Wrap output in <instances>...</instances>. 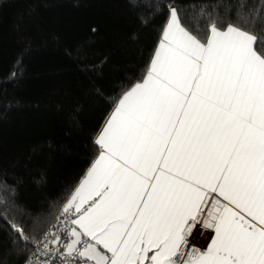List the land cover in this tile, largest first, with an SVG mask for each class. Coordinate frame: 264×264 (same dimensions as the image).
<instances>
[{"label":"snow or ice","instance_id":"snow-or-ice-1","mask_svg":"<svg viewBox=\"0 0 264 264\" xmlns=\"http://www.w3.org/2000/svg\"><path fill=\"white\" fill-rule=\"evenodd\" d=\"M208 7L184 26L167 5L145 76L115 101L103 151L46 230L40 214L31 231L13 218L25 264H264V36ZM197 225L214 232L206 249L189 245Z\"/></svg>","mask_w":264,"mask_h":264},{"label":"trees","instance_id":"trees-1","mask_svg":"<svg viewBox=\"0 0 264 264\" xmlns=\"http://www.w3.org/2000/svg\"><path fill=\"white\" fill-rule=\"evenodd\" d=\"M169 4L184 26L206 4L224 26L264 36V0H159V12L144 0H0V200L11 205L0 208V264L27 259L11 242L13 218L31 231L40 214L46 230L98 157L95 141L145 76Z\"/></svg>","mask_w":264,"mask_h":264},{"label":"crops","instance_id":"crops-1","mask_svg":"<svg viewBox=\"0 0 264 264\" xmlns=\"http://www.w3.org/2000/svg\"><path fill=\"white\" fill-rule=\"evenodd\" d=\"M161 39H162V37H161ZM161 39H160V41H159V43L161 42ZM159 43H158V45H159ZM158 45H157V48H156V50L158 49ZM156 50H155V52H156ZM153 57H154V55H153ZM153 59V58H152ZM114 110V109H113ZM113 112V111H112ZM112 114V113H111ZM110 114V115H111ZM110 117V116H109ZM109 119V118H108ZM107 119V120H108ZM107 122V121H106ZM106 124V123H105ZM105 126V125H104ZM103 126V127H104ZM100 133H101V131H100ZM99 133V134H100ZM98 145V144H97ZM99 146V145H98ZM99 149H100V153H99V155H98V157L95 159V161L99 158V156H100V154H101V152L103 151V149L99 146ZM95 161L92 163V165L90 166V168L88 169V171L86 172V174H85V176L83 177V179H85L86 178V176H87V173L89 172V170L92 168V166L94 165V163H95ZM82 179V180H83ZM81 180V181H82ZM81 181H80V183H81ZM80 183H79V185H80ZM78 185V186H79ZM77 186V187H78ZM76 187V188H77ZM75 191V190H74ZM74 193V192H73ZM214 235V232H213V230H207L206 228H203L202 226H200V227H197V226H195L194 227V229L192 230V234L190 235V237H189V245L190 246H194V247H196V248H199V249H206V247H207V245H208V243H209V241L211 240V238H212V236ZM193 238V239H192ZM191 239V240H190Z\"/></svg>","mask_w":264,"mask_h":264},{"label":"built area","instance_id":"built-area-1","mask_svg":"<svg viewBox=\"0 0 264 264\" xmlns=\"http://www.w3.org/2000/svg\"><path fill=\"white\" fill-rule=\"evenodd\" d=\"M197 227H200V225H197Z\"/></svg>","mask_w":264,"mask_h":264},{"label":"water","instance_id":"water-1","mask_svg":"<svg viewBox=\"0 0 264 264\" xmlns=\"http://www.w3.org/2000/svg\"><path fill=\"white\" fill-rule=\"evenodd\" d=\"M207 230H211V229H207Z\"/></svg>","mask_w":264,"mask_h":264},{"label":"rangeland","instance_id":"rangeland-1","mask_svg":"<svg viewBox=\"0 0 264 264\" xmlns=\"http://www.w3.org/2000/svg\"><path fill=\"white\" fill-rule=\"evenodd\" d=\"M193 239V238H192ZM191 240V239H190Z\"/></svg>","mask_w":264,"mask_h":264}]
</instances>
